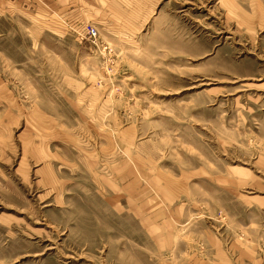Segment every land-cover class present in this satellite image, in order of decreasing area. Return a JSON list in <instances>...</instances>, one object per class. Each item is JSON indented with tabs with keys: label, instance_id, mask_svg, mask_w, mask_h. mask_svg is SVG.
I'll list each match as a JSON object with an SVG mask.
<instances>
[{
	"label": "rangeland",
	"instance_id": "rangeland-1",
	"mask_svg": "<svg viewBox=\"0 0 264 264\" xmlns=\"http://www.w3.org/2000/svg\"><path fill=\"white\" fill-rule=\"evenodd\" d=\"M0 264H264V0H0Z\"/></svg>",
	"mask_w": 264,
	"mask_h": 264
},
{
	"label": "built area",
	"instance_id": "built-area-1",
	"mask_svg": "<svg viewBox=\"0 0 264 264\" xmlns=\"http://www.w3.org/2000/svg\"><path fill=\"white\" fill-rule=\"evenodd\" d=\"M84 33L88 38L93 40H96L97 38V30L92 26H87L84 30Z\"/></svg>",
	"mask_w": 264,
	"mask_h": 264
},
{
	"label": "crops",
	"instance_id": "crops-1",
	"mask_svg": "<svg viewBox=\"0 0 264 264\" xmlns=\"http://www.w3.org/2000/svg\"><path fill=\"white\" fill-rule=\"evenodd\" d=\"M116 2L117 6H122L123 4H125V0H114Z\"/></svg>",
	"mask_w": 264,
	"mask_h": 264
}]
</instances>
